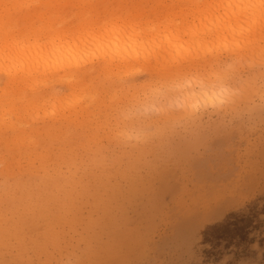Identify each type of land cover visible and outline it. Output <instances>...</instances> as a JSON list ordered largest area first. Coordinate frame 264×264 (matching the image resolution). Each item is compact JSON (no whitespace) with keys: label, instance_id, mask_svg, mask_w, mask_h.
Wrapping results in <instances>:
<instances>
[{"label":"rangeland","instance_id":"374dc122","mask_svg":"<svg viewBox=\"0 0 264 264\" xmlns=\"http://www.w3.org/2000/svg\"><path fill=\"white\" fill-rule=\"evenodd\" d=\"M192 1H190L189 4L183 2L184 4L182 3V5H183L182 6L179 3L177 4V1H172V0L171 1L170 0H128V1L127 0H0V18L7 19V21L10 23V25L7 26V28L9 30H16V31H18V30H22V31L23 30H32V28H40L41 26H43L45 24L50 25V23H52V21H54L53 23L55 25L54 24L53 25L55 27H58V28L63 27L65 29H67L66 27H68V29L69 28L71 29L74 25H76V24H78V22H80V19L84 20V21L82 20V22H80V23L87 24V23L91 22V19L93 22V20L97 19L99 17V15L103 16V14L106 13L105 15H107L108 17H106V18L102 17L103 20L102 21L98 20V21H100V22H98V24H97V20H95V23L93 22L94 24H97L96 26L99 27V26H101V24H102V26H104V22L106 23L108 21L109 17H110L109 22H111L112 20L115 21L114 17H116L115 14H117V12H118V15H121V13H122V16H119V17L120 18L124 17L123 19L127 20V21H128V17L131 16L129 19H132V16L134 15L133 13L137 12L138 15L137 14H135V15L138 16L139 19H138V17L135 18V19H137L138 22H136V20H134V22L139 24V22L142 21L143 25L146 24V28H147V23H149V25L155 24V23H152L153 20H154V22H157L158 24L161 21H162L161 23L166 24L165 22L167 21V19L170 21L171 18H172V20L175 19L177 21V23H178V18H179V22L181 21L180 19H182V21L180 22L181 24L185 23L184 21L188 20L187 23L191 24L190 27H194V26H197L199 24V21H198V19H195L196 20L195 21L193 18L188 16V14H190L189 11H191L192 8L197 6L196 5L197 3H194V2H198V1H196V0L194 2H192ZM89 4H90V6H89ZM206 4L207 3L205 1L200 0L198 7H201L203 9ZM201 5L202 6L204 5V6L202 7ZM179 7L183 10V13H185L184 11L187 12V13L183 14L184 16L179 13V10H181ZM186 7H188V8H186ZM153 8L157 9V11L154 10ZM151 10L153 12L156 11L155 12L156 16H154L155 18L152 17L154 15V13L151 14L152 13V12H150ZM92 11H94V13ZM141 11L142 12L145 11V13H141ZM158 11L160 12V15H159ZM89 12H91V13H89ZM119 12H120V14H119ZM166 12H168V13H166ZM175 12H176V14H175ZM108 13L110 14V16ZM178 13L181 17L178 16L176 18L175 15H178ZM49 14H51L52 16ZM72 14H73V16H72ZM88 14H91V16ZM96 14H99V15L97 16ZM129 14H131V15H129ZM139 14H140V16H139ZM142 14H144V16H143L144 20H146V17H147V19L149 21L146 20L145 21L146 23H143ZM146 14H147V16H146ZM48 15L51 18L52 17L53 18H52V21H49L51 19H47V22H46V18H50ZM135 15H134V17H135ZM149 15H152V16H149ZM186 15H187L188 19L183 20V18ZM85 16H87V17H85ZM88 16L92 17V18L89 19ZM94 16H97V18L94 19ZM173 16H175V17H173ZM100 17H99V19H100ZM140 17H142V18H140ZM160 17H161V19H160ZM187 17H185V18H187ZM56 18H58V19H56ZM12 20H13V22H12ZM157 23L155 24V26H152V27H156V25L158 26ZM132 24H133V20H132ZM164 24H162V25H164ZM150 27L151 26H149L148 28H150ZM258 28H260V29H258ZM261 28H262V30H261ZM251 29H252V32L255 30H257V31L255 32V34L251 35L253 37V40H252V37L249 36L250 41H248L247 50H241V52H240V48L233 49V50L230 48V50H232V51H225L224 49H221V50L219 49L220 52H217L218 53L217 56L219 58L218 57L197 58L196 61L194 60L195 62L194 61H192V63L188 62V63L184 64L185 67L182 65V67L180 68L181 69L180 71L182 72V74L179 76L180 77L182 76L184 78V79L182 78L181 81L184 82L185 77H188V80L190 79L189 80L190 83L186 80L187 83H189L188 86L194 85L193 87L190 86L191 89L189 87L190 92L191 91L197 92L199 90V87H197L199 85H197V84L192 85L191 79H197L198 78V79H201L203 81L204 79H208L212 75H216V74H217L216 76H219V78H221L222 80L221 81L219 80L220 82L216 81L217 85L214 87L216 88L219 84L221 85L222 82L224 81V83H223L224 86L222 84L220 87L225 88L229 91V97L226 100L227 102L226 101H219V102H215V103L199 104L197 110H195L196 112L194 111V116H193V114H190V113L188 114V112H186L184 110V108L181 106L180 101H183L181 99H182V97L185 98V96L183 94H181V91L179 88L174 87L177 84V81H180L179 80L180 77L177 78L178 80H176L175 77H172V76H175L174 74L172 75V72L177 71V70L173 71L175 69L174 67H172L173 69L169 68L168 70H163V71L159 72V69L157 67L156 68L152 67L151 69H149V68L141 67V66H143L141 64H139V66H138V64L137 65L135 64L134 69L137 70L138 72L134 71L131 74H128L127 76L126 75L122 76V77L120 76L121 79L118 78L119 79L118 83H117L118 80L114 79V80H117V81L113 80V82H115V84L117 83L114 86H112L113 84L110 85V83H113V82H110V83L105 82L103 80V77H102V81H101L100 76H99L100 82H98L99 80L97 78H95V77H98L96 75L93 76L94 78H92V77L83 78L82 77L83 80H85V81L82 80V82H86V81L88 82L90 80V78H92L91 79L92 82H91V80L89 82L92 85H94L96 83L95 86L91 87V85H88L87 83H85L84 84L85 87L87 84V87L90 86L91 88H94V89H91V91H93L92 93L94 94L96 92L97 94H94V95H96L95 97L96 98L100 97L97 101H101V100L105 101V104H104V102L101 101L102 107L100 106V102H98V103L96 102L97 105L99 106V107L96 106L97 107L96 110L93 109L94 113L97 112V110H98V112L94 114V116H96V117H94L96 120L93 118L92 111H89V110H92V107H91V109L89 108V110L88 109L87 110H88V115L90 116L89 119L93 118V120L86 121L87 120V118H86L87 114H85V113H87V111L81 112V110L82 111L86 110V108H87L86 105L84 106V108L86 107L85 109H82V107H81L79 110V112H81L82 114L77 112V111L74 112V110H69L71 112V114H70V112L68 113V110L65 112L63 111V113H65L66 116H70V121L72 120V122H73L75 119V123H77V125L79 123L81 128H79L77 126V129H76L77 132L79 130L84 131L86 129L83 132V134L87 135L88 137L91 134L95 133V136L97 138L96 137L93 138L94 136L92 137V135L90 136L91 138L94 139V140L90 139L91 141L92 140L94 141L92 143L90 140H89L90 142H88V140H87L88 137L86 139V136L81 135L82 131H81V133L79 132L80 133L79 135H81L83 139L81 137H79L77 135L78 133L76 132L77 133V134H75V135H77L76 137H79L77 139H80L82 142L85 143V145H84V143H82L79 140H78V142L74 143V141H76L77 139L74 136L75 137V140H74L73 139L74 137H72V136L74 135V131H75L74 127L76 128V126L73 127L72 125L74 124V122L73 123L70 122L68 120V118H67V121H69V123L65 122L63 120V118L62 119L58 118L55 121L51 120L52 123L50 122V119L48 120L46 117L44 118L45 121L43 118H42V120L36 119V117L39 118L38 116H41L43 114V113L40 114L42 110L43 111L47 110L45 113H49L48 111L52 110V108H50L51 103H49V101L52 102V99H55V100H53L55 102L57 98L59 99V97L64 98V96L65 97H66V95L68 96V94H69L68 90L69 89H68V87L66 88L67 85H63V84H60L58 82L56 85H54L55 83L50 80L49 85L47 84L46 87L40 88V89H42L41 91L40 90L37 91L39 93L41 92V94L36 93V95H38L37 97H36V95L33 97L31 94H29V92L27 95V92L23 91V94L25 95V96H23V100H24V98L28 97L29 95L32 96L31 99L29 96L28 100L26 99V102L31 101L32 99L36 100V98H39V96H42V92H44V91L46 92V90H48L47 93L49 92V95H51V96H48V97H50V98H48L44 92L45 95L43 94V96H45V98H43V96H42L39 98V100L37 99L36 102H35V100H33L36 104L39 103V105H41V108L43 107L45 109L48 106V104L50 106L47 107L45 110L43 108L42 109L40 108L41 109L40 110L37 107V110H39L38 111L39 113H37V114L35 111L27 112V114H30V115H31V113H33L34 118L29 117L28 115L25 114V118L27 120H25V121L22 120L23 123H26V121L29 122L32 119L33 120L35 119L37 121L39 120L38 123L35 120L34 121L32 120L31 123L29 122V124H27V126L30 125L29 129L38 130L37 128L43 127V129L47 128L48 130H50V132L52 131V134H54L53 132H55V133L57 132V134L59 135L60 130H56V129L60 128V125H64V123H62V122L64 121L65 124L71 123L70 127H72L73 129L68 127V128H70L68 130V128H67L68 125H65L66 127L62 126V128L65 127L63 129L64 130L66 129V130L64 132L62 131L63 133L60 132V133H62V135L61 134L60 135L63 136L64 138L66 136L69 137L72 135L71 137H72L73 141H71V142L68 141V139H70V138L65 139L66 140L65 141L63 139V137H61L59 135L60 138H62L63 140L60 139V141H58L59 139H55L54 143L55 142L58 143L59 147H61V149H63V150H61L62 152H60L62 154L59 153L60 157L67 156L69 153V155L71 156V158L73 160H75V162L77 160H79L77 163H75V165L77 164L76 165L77 168L75 169V171L78 170V172L81 174L83 171H85V170L81 171L82 167L83 168L85 167L84 169H87V167H88L87 172H88L89 168L91 167L90 169L92 171L89 170V172H91V173L95 172L94 169H98L96 171L97 173L99 172V170L104 171V172L108 170V172H109V170L112 167H114L115 169H116V167L122 168L121 166L127 167V166H125L126 164H130L131 166L128 165V167H132L133 164H135L136 166L134 165V167L136 169L134 170L132 167V169L134 171L132 170V172H131V173L134 172L135 175L131 174L132 176L130 175V172L128 173V171H131V170H129L130 168L127 167L128 168L127 170H124L123 168L118 169L119 172H121L122 174H126V172H127L128 175L126 174V175H123L122 177L126 176V179L127 178L130 179L131 177L134 176L133 180H135L136 182H138V180H139L140 184L145 182V185H148V184L151 185L152 184L153 186H151L152 187L151 189H144V191L140 190L141 192L134 193L131 195L128 193V189L125 187L126 184L128 183V181L122 179L121 176H120L121 178L119 179V174H121V173H118V170H116L117 172H115V174L113 173V171L110 170L111 174L113 173L112 175H115V176H109L108 179H105V176L102 175L103 172L100 171L102 173L101 178L104 177L103 180L107 181L110 179V177L112 179H114V180L111 179V181H112L111 183H108V182H110V180L106 183L109 185L111 184V186H112V183H114V185L118 189V190L116 189L117 191H119V189L121 188L119 193H117L115 188H109L108 187V189L114 190V193L112 190V194H111V190L109 192V190L106 187H104V189H106V193H105V190H102L103 188L102 189L100 188L101 186H99L100 190H99V188L94 189L96 187L95 186V187H92L93 190H96V192H97V189H98V191H101V192H97V193L94 192L93 193L92 188L91 189L89 188L90 189L89 191L85 190V189L82 191L80 190L78 195L74 196L75 195L74 193H76L77 189L79 191V189L83 188L81 186L83 183L80 181H82L83 179H84L83 182L85 180L88 181V179L91 181L93 176L91 177V174H90V175H88V177H90V178L86 179L85 177H87V176H83L85 174H82L81 176H83L82 177L83 179L79 178V180H78L77 177L80 174L79 173L76 174V172L74 171L75 167L73 168L72 164L70 165L71 166V172H68V171H66L65 173H64V171L60 172L59 170H61L63 168L65 170H68L70 168V166L68 167V169H66L65 166L63 167V165H65V163H64L65 161L63 162L60 159H58L56 156H53L54 153L57 155L58 152L60 151V149L56 143L55 144L57 145V147L55 145V148H53L54 145H52V143H53L52 140L50 142L47 141L48 142L47 150L49 149V151L46 152V156L48 154V156L50 155L53 158L56 157L59 161L56 158H54V162H53L54 164L50 163V164H48V166L47 165H45V166L41 165L40 166L41 163H39L37 161L34 162L33 161V159H34L33 155H31V158H30L31 161H30V159L27 156L22 155L23 157L21 156V159H20V157H18V156L15 157L16 154L10 153L11 154L10 155L5 150L1 149L2 151L0 150V156L2 155L1 157H3V158L0 157V175L2 174V176H0V181L2 180L1 183L3 182L4 187L0 186V189L3 187L0 190V194H3V195H1L2 199L0 198V202H1L0 203V209L3 211V212L2 211L1 212L4 213V216L2 217V214L0 216L2 218H4V217H6V214L8 217L9 215L14 216L16 213V216H14V218L17 217L18 215H21V214L25 217V215H24L25 213L23 214V213L19 212L20 210L23 211V209H25V207H21L22 209L20 207L18 209V207L14 206V205L13 206L16 209H13L12 208L13 206L10 208H9V206L7 207L8 203L5 202L6 198H8L9 196H12V195L13 196L15 195V197L16 196L19 197L20 201L22 200L21 197L23 198L24 195L28 196L27 199H26L27 196H25V199L23 198L24 201L25 200L29 201L30 194L31 195L33 194L32 197H33L34 201H35V197H37L39 195V197L42 196V198L41 197L39 198L40 200L42 199V200H45L47 202L44 203L45 207L44 206L41 207L42 205L38 206L39 209L42 208V213H44L45 215L42 214L39 210H35V205H34V207H33V205L29 206V208L27 207L28 211L25 209V212H28V214H29V219L27 218L28 217L27 213H26L27 215L25 218H27L29 220V222H27L28 220H26L24 217L18 216L19 222L15 218V220L17 221V224H16V221L12 220V218H11L12 216L10 217L11 219L8 217V219H10V221L9 220H7V221L9 223L12 222L10 224H14L13 222H15L14 227H16V226L21 227L22 230L20 228H18L20 230L13 229L9 223H6L7 226L1 227V226H3V223H1L0 232H1V230L2 231L4 230V231L0 233V237L4 236L2 234V233H4L6 238H4V237L0 238V243H3V241L5 240V242L2 245L0 244V264H264V150H263L264 149V20H260V21L252 23ZM256 34L261 35V36L258 35V37H261V38H257ZM254 35H256V36H254ZM262 36H263V38H262ZM13 40H16V39L14 38V36L10 35V41H13ZM229 56H231V57H229ZM215 61H216V63H215ZM217 61L220 62L221 64L217 63ZM198 62H200V64ZM194 63H196V64H194ZM207 64H209V65H207ZM203 66H205V67H203ZM189 68H190V70H189ZM156 69H158V70H156ZM149 72H150V74H149ZM163 75H164V77H163ZM167 75L172 80L168 79ZM165 76H167V78ZM86 78H88V80H86ZM173 78L175 79L176 82L174 81ZM165 79L168 80V81L166 80L167 83L165 82ZM120 80H122L121 84H120ZM162 81H164V82H162ZM171 81H174V83L172 84ZM181 81H180V83H182ZM3 82H4V77L3 76L1 77V74H0V89L3 88V84H4ZM51 82H52V85L54 86V89L52 88L53 86L51 85ZM159 82H162V84ZM107 83H109V87H112V88L114 87V89H116L115 87L117 86V90H114L115 91L114 92L112 90V88L109 89L108 87H105L104 85H107ZM145 83H146V85H144ZM163 83H164V85H163ZM165 83H166V85L168 83L169 84L171 83L170 87L176 88V89H174V92L176 95H174V93L172 91L171 92L169 91V88H170L169 84L167 85L169 87L166 90L167 92L165 90H161L162 92L159 91L160 93H163V94L166 92L165 93L166 95L164 94L162 96V94L157 92L158 89L165 88V86H166ZM214 83H215V81H214ZM123 84H124V86L122 87ZM147 84H149V85H147ZM159 84H161V86L163 85V87H161ZM178 84H179V82H178ZM96 85H98V87ZM99 85H100V87H99ZM172 85H174V86H172ZM212 85H215V84H212ZM49 86H50V88H49ZM96 87L98 89H100L101 87H103L102 89H104V87H105V89H106V90L104 89L105 93H106L107 88H108L107 92L109 93V95L111 92V96L112 95L113 96L112 97L110 96V97H111V99L114 97V99H112V100L109 99L110 97L109 98L107 97L109 95H106L108 93L104 94V92L101 93L102 95L98 96V94H99L98 91H102V89L98 90ZM147 87H149V88H147ZM150 87L153 89H150ZM144 88L147 90V92ZM43 89H45V90L43 91ZM177 89H178V92L180 91L179 93L176 92ZM50 91H52V94H54L53 91H55V93L57 92V94H55V95L58 97L52 96ZM119 92H120V94H119ZM113 93H115V94H113ZM167 93H173L170 96L171 102H169L170 100L166 101V99L169 98L168 97L169 95L167 96ZM158 94H160V95H158ZM105 95H106V98L102 97ZM144 95L147 97H145ZM173 95L176 96V98L178 96V99H174V97H172ZM164 96H167L166 99H163V98H165ZM115 98H117V99H115ZM134 98H135V100H134ZM40 99L41 100L44 99V104H45V102H47L45 100H48V99H50V100H48V102H47L48 104L46 103L47 105L45 107V105L42 103L43 100L41 102H39ZM152 100H154V101H152ZM175 100H177L176 104H174L175 106L172 105V107L170 108V105H171L170 103H173ZM219 100H221V98ZM37 101H38V103H37ZM150 102H152V103H150ZM131 103H132V105H131ZM56 104H57V107H59V108L62 107V103L59 102ZM103 104H104V106H103ZM110 104H111V106H110ZM42 105H44V106H42ZM94 105H96V104L94 103L92 106H94ZM105 105H106V107H105ZM148 106H151V107H148ZM100 107L103 110L101 109V111H100ZM103 107H105V108H103ZM113 107H116V108L113 109ZM34 109H32V110H34ZM127 109H128V111H127ZM32 110L30 109L29 111H32ZM165 110H168V111H165ZM105 112H106V114H105ZM19 113L17 114V116H19L20 119L18 117H16V119L17 120L19 119V121H20L21 120V114H19ZM119 113H120V115H119ZM124 113H127L128 115L124 114ZM172 113H174V114H172ZM191 113H193V112H191ZM44 114H43V116H44ZM67 114H70V115H67ZM74 114H76V115H74ZM110 114H112L113 116L112 115L110 116ZM186 114H188L189 116L188 115L184 116ZM125 115H127L129 118H127V116H125ZM77 116H78V121H76ZM89 116H87V117H89ZM176 116L178 118H176ZM28 117H29V120H28ZM179 117H180V120H179ZM186 117H188V119ZM14 118H13V122H18L17 120L15 121ZM30 118H31V120H30ZM137 119L138 120L141 119V120L138 121ZM102 120L104 121V123ZM115 120L119 123L120 126L117 125L118 123H116ZM162 120H164L163 121L164 125H163V123L161 124ZM89 121L91 123H89ZM95 121L96 122L100 121L103 123V125H100L101 124L100 122L98 124L97 123L95 124ZM131 121H133L134 123H132ZM136 121H137V123H136ZM146 121L148 124L146 123ZM49 122L51 123V126H55V124H58V123L59 124H58V126L57 125L55 126L57 128L54 127L53 129L52 128L50 129V127H49L50 123ZM54 122H55V124H53ZM85 122H88L89 124L88 123L86 124ZM157 122H158V125L156 124ZM168 123H169V125H168ZM84 124H86V126L88 125L87 128L82 127V125H84ZM129 124L130 125L132 124L133 127H130ZM144 124H146V126H145L146 128L144 127ZM165 124H166V126H165ZM44 125H45V127H44ZM89 125H91L92 128ZM32 126L33 127L35 126L36 129H35V127L33 128ZM99 126L101 129L99 128ZM101 126H103V127H101ZM41 128H39L38 131H42L43 129H41ZM88 128L93 129V130L96 129L95 130L96 132L95 131L93 132V130L87 131ZM63 129H61V130H63ZM97 129H99V130H97ZM71 130H74V131L72 132ZM65 132H66V135L64 134ZM67 132L69 133V135H67ZM88 134H90V135H88ZM211 139H213V140H211ZM215 139H216L217 144L214 141ZM224 139H227V140H225L226 142L225 141L222 142V140H224ZM218 140H219V144H218ZM95 141H96V143H95ZM65 142L68 143V145L65 144ZM79 142L81 143L80 145L78 144ZM211 142H212V144H211ZM69 144H70V146H69ZM60 145H65L66 146L65 148L67 149L68 153L66 152V154H65L64 147L60 146ZM49 146H51V148ZM101 146H102V148H104V150L103 149L100 150ZM106 146H108V147H106ZM211 146L213 148H210ZM105 147H106V149H105ZM52 148L55 150L57 149V151H56L57 153L54 150L52 151ZM87 148H89V149H87ZM212 149H216L218 153L216 152V150H214V152L216 154H212L213 153V152L211 153V151H213ZM42 150L43 149H41V148H33L32 149V151L37 152L38 154L44 152ZM70 150H72L73 152L71 151L72 153H70ZM99 150L102 152L99 153ZM30 151L31 150H29V153H30ZM39 151H42V152L39 153ZM48 152H50L52 154H49ZM171 153L172 154L174 153V154L172 155ZM188 153H189V155H188ZM210 153L214 156H217L220 153L219 155L223 154L224 156L225 155L226 156H232L235 158L241 157L242 158V159L240 158L241 166H243V168H249L250 167L248 169V171L250 172V174L253 173V175L251 174L252 176H250L251 179L246 178V180H248L246 187L241 188L239 190H230V191L229 190H221V189H217V191L216 190H214V191L213 190H202V188L199 186L194 187V181H193V176H192L191 172L196 171V170L192 166H195L198 163V165H200V166H198V165L197 166L199 168H201V165L205 164L204 162L207 161V159H208L207 156L210 155ZM81 154H83V155L81 156ZM98 154H102V156L99 155V159L103 160L102 162H101V160H97V158L95 157V156L98 157ZM106 154H107V157H106ZM114 154H115L116 158L114 157ZM156 155H157V157H156ZM158 155H159V157H158ZM50 156L48 158H46V161H47V159L50 160L49 159ZM68 156L65 157L66 158L65 160L69 161L70 158L68 159ZM11 157H12V159H11ZM85 157H86V159H85ZM154 157H155V159H153ZM17 158H18V160L20 159V161H21V162L19 161L20 164H18L19 162L13 164L14 162L17 161ZM53 158L51 159V162H52ZM76 158H77V160H76ZM94 158H96V159H94ZM112 158H113V160H112ZM130 158H132V159H130ZM185 158H186V160H182ZM204 158H206V160ZM72 159H70V161ZM108 159H110V160L108 161ZM115 159H116V161H118L117 164H115L116 163V161H114ZM202 159H204L203 160L204 162L202 161ZM28 160H29V162H28ZM62 160H64V158H62ZM92 160L95 161V162L93 161L94 164H92L93 163V162H91ZM84 161L86 162V164ZM107 161L109 162V164ZM30 162H33L35 165L29 164ZM58 162H60L59 163L60 165L63 163L61 168L59 166L56 167V165H57L56 163H58ZM1 163H3V164H1ZM10 163H11V165L12 164L14 165V167H13L14 169L10 168L13 166V165L10 166ZM44 163L47 164L46 162H43V164ZM68 163L66 164V166L69 165ZM100 163H101V168H100ZM176 164H177V168H178L177 170L175 167ZM20 165H21V167H20ZM30 165H32V166L37 165L34 168H32V166L30 168V169H35L36 172L34 170H33L34 172L33 171L30 172L29 168L27 167ZM98 165H99V167H98ZM188 165H189V167H188ZM5 166H6V168H8V166H10L8 168V170L10 171V175H8L9 173L7 174V171H8L7 169H6L7 171L4 170ZM42 166H44L45 168H42ZM49 166H50V168H48ZM51 166H53V168L54 167L57 168L56 170L58 172H55L56 171L55 168H54L55 171H51L50 170ZM93 166H94V168H93ZM180 166H182V169H179V168H181ZM197 166H196V168H197ZM26 167L28 169H24ZM149 167H152V169H151L152 173H151ZM191 167H192V169H191ZM19 168H21V169H19ZM46 168L49 170H47ZM114 168H112V169H114ZM199 168H197V170ZM37 169H38V171H37ZM44 169H46L48 172L50 171L52 174H50V172L49 173L47 172V174H46L44 172ZM169 169H171V170H169ZM12 170H13V172L11 173ZM161 170L163 171V173L165 172V170L167 172H169V173L165 172L168 176L166 177V179L164 181V183L166 184L165 185L166 187L164 186V188H161L158 186V183H159L158 180L150 179L151 178L150 173L152 175H154L153 172L161 173L162 172ZM178 170L181 171V174L180 173L177 174L178 172H180ZM4 171L6 172V175H5V173H1ZM24 171H25V173L27 172L26 175H25ZM72 171H74V173H72ZM53 172H55V173H53ZM87 172H85V173H87ZM110 172H109V175H110ZM182 172L184 173V176H182L183 175ZM22 173L25 176L30 175L29 178L30 177L32 178V175H33L34 179L36 180L35 185L33 183L34 182L33 178L32 179L30 178L32 183L29 184L28 177H25ZM31 173L38 174V176H36L34 174L31 175ZM42 173L43 174L45 173L44 175H46V177H48L49 175H51V176H49V179L48 178L46 179V177L44 179V177H43L44 175L41 178L40 174H42ZM56 173L57 174L60 173L61 176L64 174H67L68 176H70L71 173L73 175L76 174L77 177H75V175H74L73 176L74 178H72L71 176L69 178H67L68 176L66 177L64 175L66 178L63 181H65V183L70 184V186H71L72 181H74L73 179H75V181L77 179L79 184L81 183L80 184L81 187H78L79 184L74 181L73 183L76 184V186L78 185L77 189L75 188L76 186H74V185H73V187L72 186L71 187H68V186L65 187L66 185L65 186L63 185V187H58L57 190H56V188H54V189L56 191H58L59 188H62V189L68 188V190L66 191L64 189L66 191V192H64L61 189V191H60L61 194L57 193L53 188L50 189L49 187L46 186V183L48 181L57 180L56 177H59V175H57ZM97 173L94 174L95 178H97ZM116 173H118V175H116ZM165 173H164V175H166ZM14 174L17 176H15ZM20 174H22L21 175L22 178H21ZM104 174H106V173H104ZM11 175L15 176V177L14 178L12 177V179H11L10 178ZM55 175H57V176L53 177ZM129 175H130V177H127ZM177 175L182 176L183 178L178 177ZM3 176H4V179L2 178ZM81 176H79V177H81ZM107 176L108 175L106 174V177ZM135 176L137 178L139 177L138 180H137V178H135ZM39 177L41 180H38ZM51 177H53V179H50ZM113 177H115L116 179ZM206 177L207 176H205L204 178L199 177L198 181H200L199 179H201V181H202L203 179H206ZM8 178H9V183L11 182L10 183L12 185L11 187H10L8 181H6V180H8ZM70 178L72 181L70 180ZM95 178H94V181L96 180ZM21 179L23 181H20ZM25 179H27L25 181L26 184H24ZM66 179H68V180H66ZM148 179H150L151 181L148 182ZM183 179H184V181H183ZM37 180H38L39 184H38ZM5 181L7 184L5 183ZM17 181L19 182V185L17 184L18 183ZM40 181H42V182H40ZM66 181H68V182H66ZM94 181H93V184L91 181L90 185L93 186L95 184ZM12 182L14 185L19 186L20 188L23 186L22 189H25V187H26L27 188L26 190H22V192L26 191V194L25 193L22 194L23 196L21 195V197H20V194H21L20 191H17L16 193L19 192V194H16L15 191H13V189L16 190V187L12 184ZM124 182H125V184H124ZM147 182H148V184H146ZM139 183H138V186H139ZM3 184H1V185H3ZM20 184H22V185H20ZM32 184L34 186V187H32V189L34 190V188H35L34 191L32 189H30ZM117 184L119 185V187H117L118 186ZM121 184L123 185V188H122ZM87 185H89V181L87 182ZM145 185L143 184V186H145ZM29 186H30V188H29ZM41 186H45V187L41 188ZM83 186H85V185H83ZM89 187H91V186H89ZM10 188L12 189V192L9 191ZM69 188H72L73 190L76 189V190H74V192L72 190L69 191ZM149 188H150V186H149ZM28 189L32 190V192L31 191L29 192ZM38 189L40 192L38 191ZM50 190H51L52 194L54 191L56 192V193L54 192V194H55V195L53 194L54 196L51 194ZM5 191L9 192V193H7L8 195L10 193H11V195L8 196L5 193ZM62 191L64 193L68 192V194H65V197H67V198L70 197L71 195H72V197L73 196L76 197L75 198L76 201H74L72 203L73 206H74V203H76L74 207L71 206V204H68V206H67V203H70V200L73 201V198L72 197L69 199L66 198L67 199L66 200L65 197L63 198L64 193L62 195ZM102 191H104V192H102ZM115 191H116V193H115ZM121 191L124 194L121 193ZM33 192H35V194H36V192H39L41 195L39 193H38V195H35ZM43 192H45L48 195V197ZM70 192H72V194ZM49 194H51L52 196ZM56 194L60 195V197L62 196V198L59 199L60 197L58 195H57L58 197H56ZM4 195H7L8 197L5 196V199H3ZM49 196L51 198H49ZM85 196L86 197L88 196V197L86 198ZM32 197H30V199ZM52 197L53 198L55 197V198L53 199ZM90 197H92V198H90ZM103 197L104 198H110V201L107 199L105 200ZM9 198H13V197H9ZM47 198H48V200H46ZM111 198H113V199H111ZM33 199H31V200H33ZM57 199H59V200L56 203H51ZM99 199H101V201H99V202L104 204L105 208H104V206H101L102 205L101 203H100V205H99V203H97V201ZM114 199L118 200V201H115ZM2 200L7 204V205H5V203L3 202L4 203V209H2L3 208L2 207V205H3ZM16 200L19 201L18 198ZM23 200L21 202H23ZM36 200H38V198ZM49 200H51V202H49ZM61 200L62 201L64 200L63 203L66 204V206H64L63 203H60V202H62ZM103 200L106 203H104ZM111 200H113V201L111 202ZM35 202H34V204H36ZM48 202L52 204L51 205L52 209L51 208L49 209L48 205H50V204H48ZM58 202L60 204H63V205L59 206V204H57ZM115 202H116L117 207H114ZM117 202H119V205L117 204ZM107 203L109 206L105 205ZM110 203H112L113 206H111ZM53 204H55L54 205L55 207H56V204L59 207L57 206L55 208L53 206ZM47 206H48V209H46ZM31 207H33V208H31ZM38 207H36V209H38ZM6 208H7V210H6ZM30 208L35 210V211H32V213H33V215H35V217L31 215ZM43 208H45V209L43 210ZM4 210H6V211L4 212ZM8 210H10V212L12 210L13 211L19 210V211L14 212L13 214L12 213L9 214L10 212L6 213ZM37 211L40 213H38ZM40 214H42V216H40ZM48 214H49V216H48ZM30 215H31V218H30ZM36 216H40V219L38 220V218ZM51 217H53V219ZM21 218H22L23 222L20 224V221H22ZM33 219H34V221H36V223H31V221ZM48 219H50V220H48ZM55 219H56V221H55ZM37 220H38V222H37ZM3 221H5V220H3ZM24 224H26V225L23 226ZM4 225H5V223H4ZM8 226H10V227L8 228ZM6 230H7V232L11 231V234L7 233ZM13 230H16V232ZM19 231H20V233L22 232L21 235H24V236L20 237L22 240L19 237H18L19 240L17 239V235L21 236L20 233H18ZM14 236H15V238H14ZM24 243L27 244L28 246L25 245ZM25 247H27V248H25Z\"/></svg>","mask_w":264,"mask_h":264},{"label":"bare ground","instance_id":"6f19581e","mask_svg":"<svg viewBox=\"0 0 264 264\" xmlns=\"http://www.w3.org/2000/svg\"><path fill=\"white\" fill-rule=\"evenodd\" d=\"M128 1V0H127ZM171 1V0H170ZM172 1H177V4L179 3V4H181L182 5V3L184 2V3H188L189 4V2L190 1H192V0H172ZM195 0H193L192 2H194ZM196 1H198L199 3H200V0H196ZM201 1H205L207 4L205 5V7L202 9L201 7H198V2H194V3H197L196 5L197 6H195L194 8H192V10L191 11H189L190 12V14H188V16H190L191 18H193L194 20L195 19H198V21H199V24L197 25V26H194V27H190V25L191 24H188L187 23V19H188V17H187V15L185 16V17H187V18H183V20H187V21H184L185 23H180L181 21H182V19H180L181 21L179 22V18H178V23H177V21L174 19V20H172V18L170 19V21L167 19V21L165 22L166 24H164V23H157V22H154V20H153V22L152 23H157L158 24V26L156 25V27H152V26H155V24L153 25H149V23H147V28H146V24H142V21H140L139 22V24H137V23H135L134 22V20H136V22H138L137 21V19H135V18H137L138 16H136L135 14H137V12L136 13H133L134 15H135V17H134V15L132 16V19H129L130 17H128V21L127 20H124L123 18H120L119 16H122V13H121V15H118V12H117V14H115L116 15V17H114V19H115V21H113L112 19V21L111 22H109V19H110V17L108 18V21L105 23L104 21V26H102V24H101V26H96L97 24H98V22H100V21H98V20H103L102 19V17H108L107 15H105L106 13H104L103 14V16H101V15H99V14H96L97 16L99 15V17H100V19H99V17L97 18V16H94V19L95 18H97V19H95V20H97V24H94L95 23V20H93V22H92V19H91V22H89V23H87V24H83V23H80V22H82V20L80 19V22H78V24H76V25H74L71 29L69 28L68 29V27H66L67 29H65V28H63V27H55L54 25V21H52V18L49 16V15H51V14H49L48 16L50 17V18H46V22H47V19H51V20H49V21H52V23H50V25H43V26H41L40 28H32V30H18V31H16V30H9L8 28H7V26L8 25H10V23L7 21V19H2V18H0V74H1V77L3 76L4 77V84H3V88H1L0 89V150L2 149V150H5L7 153H12V154H16V156L15 157H20V159H21V156L22 155H24V156H27L29 159L31 158V155H33V157H34V159H33V161L35 162V161H37V162H39V163H41L40 164V166L41 165H47L48 166V164H54L53 162H54V158H58V159H60L61 161H65L64 163H65V165H63V163L60 165L59 163L60 162H58V163H56L57 165H56V167L57 166H59L60 168L62 167V165H63V167L65 166V168L66 169H68V167L72 164V166H73V168H74V171H75V169L77 168V164L75 165V163H77L79 160H77V158L79 157H77L76 158V162H75V160H73L72 158H71V156L69 155V153L67 152V149L65 148L66 146L65 145H60V146H63L64 147V151H65V154H66V152L68 153V155L70 156H68V159L70 158V159H72L71 161H70V159H69V161L68 160H65L66 158L65 157H67V156H63V157H60L59 155L60 154H62V153H60V152H62L61 150H63V149H61V147H59V145H58V143H56L57 145H58V147H59V149H60V151L58 152V154L56 155L55 153L53 154V156H56V157H52V156H50V160H48L47 159V161H46V158H48L49 156H48V154H47V156H46V152L47 151H49V149L47 150V146H48V142H50L51 140L53 141V143H52V145H54L53 146V148H55V143H54V140L55 139H59L58 141H60V139L61 140H65V139H68V138H70V139H68V141H73L72 140V137H76L77 135L79 136V137H81L82 138V136L81 135H83V136H86V139H87V135H84L83 134V132L86 130H84L83 128V130L84 131H82V133H81V131L79 130L78 132L76 131V129H77V126L79 127V128H81L80 127V125H79V123H78V125H77V123H75V119H74V124L72 125L73 127L74 126H76V128L74 127V130H71L72 132L74 131V135L71 137V136H69V137H63V136H61L62 135V133L66 130H64L63 128H65L66 126L65 125H68L67 126V128L68 127H70V125H71V123L70 124H65V122H68L69 123V121H70V116H66L65 115V113H63V111L65 112V111H67L68 110V113L70 112L69 110H74V112H79V110H80V108L82 107V109H85L86 107V110H81V112H84V111H87V113H85V114H87L86 115V118H87V120L86 121H88V120H93V118L94 117H96V116H94V114L95 113H97L98 112V110H97V112H93V109H97V107L96 106H98L97 105V103L98 102H100V106L102 105L101 103L102 102H104V104H105V101H103V100H101V101H97L100 97H98V98H96L95 96L96 95H94V94H97L95 91L98 89L97 87H98V85H96L97 87V89L94 91L95 93L93 94L92 92L93 91H91V89H94V88H91V87H94L95 86V84L94 85H92L89 81L92 79V78H94L93 76L94 75H96V76H98V77H95V78H97L99 81L98 82H100V79H101V81H102V77H103V80L105 81V82H113V80L114 79H117V80H114V81H117V83L119 82V79L118 78H120V76L122 77V76H127L128 74H131L132 72H134V71H137V70H135L134 68H135V64L137 65L138 64V66H139V64H141V65H143V66H141V67H145V68H149V69H151L152 67H157L158 69H159V72L160 71H163V70H168L169 68H172V67H174L175 69L173 70V71H175V70H177L176 72H172V75L174 74L175 76H172V77H175V79L176 80H178L177 78L178 77H180L179 75H181L182 74V72L180 71L181 69V67H182V65L184 66V64H186V63H188V62H191L192 63V61H196V59L197 58H201V57H203V58H208V57H218L217 56V52H220V50L221 49H224L225 51H232L233 49H237V48H240V52H241V50H247V46H248V41H250V37H252L251 35L252 34H255V32L257 31V30H255V31H253L252 32V29H251V25H252V23H254V22H257V21H260V20H264V0H201ZM60 2V1H59ZM65 2V1H64ZM175 3V2H174ZM183 3V4H184ZM101 4V3H100ZM176 4V3H175ZM187 4V5H188ZM58 5V4H57ZM60 5V4H59ZM66 5V4H65ZM186 5V6H187ZM195 5V4H194ZM89 6H90V4H89ZM96 6V5H95ZM183 6V5H182ZM202 6V5H201ZM204 6V5H203ZM202 6V7H203ZM83 7V6H82ZM163 7V6H162ZM57 8V7H56ZM86 8V7H85ZM93 8V7H92ZM130 8V7H129ZM158 8V7H157ZM180 8V7H179ZM186 8H188V7H186ZM5 9V8H4ZM64 9V8H63ZM94 9V8H93ZM101 9V8H100ZM139 9V8H138ZM154 9V8H153ZM152 9V10H153ZM181 9V8H180ZM184 9V8H183ZM66 10V9H65ZM69 10V9H68ZM74 10V9H73ZM83 10V9H82ZM98 10V9H97ZM130 10V9H129ZM137 10V9H136ZM150 11V12H152L151 14H153L154 13V15L152 16V15H149V16H152V17H154V16H156L155 15V12L157 11V9H154V10H156L155 12H153V11ZM186 10V9H185ZM12 11V10H11ZM122 11V10H121ZM132 11V10H131ZM160 11V10H159ZM158 11V12H159ZM176 11V10H175ZM93 13H94V11H92ZM163 12V11H162ZM169 12V11H168ZM168 12H166V13H168ZM178 12V11H177ZM185 13H187L186 11H184ZM188 12V13H189ZM89 13H91V12H89ZM112 13V12H111ZM132 13V12H131ZM141 13H145V11L144 12H142L141 11ZM140 13V14H141ZM170 13V12H169ZM179 13L181 14V15H183V14H185V13H183V10L181 9V10H179ZM179 13H178V15H175L176 16V18L179 16V17H181L180 15H179ZM109 14V13H108ZM119 14H120V12H119ZM140 14H139V16H140ZM165 14V13H164ZM175 14H176V12H175ZM84 15V14H83ZM88 15H90L91 16V14H88ZM95 15V14H94ZM129 15H131V14H129ZM138 15V14H137ZM159 15H160V12H159ZM168 15V14H167ZM52 16V15H51ZM72 16H73V14H72ZM109 16H110V14H109ZM124 16V15H123ZM144 16V14H142V17ZM146 16H147V14H146ZM145 16V17H146ZM158 16V15H157ZM162 16V15H161ZM169 16V15H168ZM175 16H173V17H175ZM184 16V15H183ZM83 17V16H82ZM85 17H87V16H85ZM113 17V16H112ZM142 17H140V18H142ZM163 17V16H162ZM44 18V17H43ZM88 18L90 19V18H92V17H89L88 16ZM134 18V19H133ZM155 18V17H154ZM56 19H58V18H56ZM88 19V20H89ZM138 19H139V17H138ZM150 19V18H149ZM153 19V18H152ZM160 19H161V17H160ZM166 19V18H165ZM45 20V19H44ZM54 20V19H53ZM107 20V19H106ZM131 20V21H130ZM132 20H133V24H132ZM141 20V19H140ZM146 20H148L147 19V17H146ZM146 20H144V17H143V23H146L145 21ZM84 21V20H83ZM149 21V20H148ZM158 21V20H157ZM160 21V20H159ZM196 21V20H195ZM12 22H13V20H12ZM131 22V23H130ZM151 23V22H150ZM52 24V25H51ZM54 24V25H53ZM162 24H164V25H162ZM60 25V24H59ZM71 25V24H70ZM100 25V24H99ZM151 26L150 28H148L149 26ZM163 26V27H162ZM65 27V26H64ZM258 29H260V28H258ZM261 30H262V28H261ZM261 32V31H260ZM262 33V32H261ZM260 34V33H259ZM259 34H256L257 35V38H261V37H258V35ZM10 35H12V36H14V38L16 39V40H13V41H10ZM256 35H254V36H256ZM250 36V37H249ZM259 36H261V35H259ZM262 38H263V36H262ZM252 40H253V37H252ZM230 48L232 49V50H230ZM245 48V49H244ZM220 49V50H219ZM236 52V51H235ZM229 54V53H228ZM216 55V56H215ZM229 57H231V56H229ZM219 58V57H218ZM217 60V59H216ZM194 61V62H195ZM200 61V60H199ZM219 61V60H218ZM217 61V63H220V62H218ZM226 61V60H225ZM237 61V60H236ZM239 61V60H238ZM213 62V61H212ZM197 63V62H196ZM196 63H194V64H196ZM199 64H200V62H198ZM215 63H216V61H215ZM210 64V63H209ZM209 64H207V65H209ZM213 64V63H212ZM221 64V63H220ZM206 65V64H205ZM211 65V64H210ZM196 66V65H195ZM218 66V65H217ZM216 66V67H217ZM222 66V65H221ZM140 67V68H141ZM185 67V66H184ZM199 67V66H198ZM203 67H205V66H203ZM211 67V66H210ZM139 68V69H140ZM197 68V67H196ZM137 69V68H136ZM158 69H156V70H158ZM173 69V68H172ZM171 69V70H172ZM188 69V68H187ZM141 70V69H140ZM154 70V69H153ZM152 70V71H153ZM170 70V71H171ZM189 70H190V68H189ZM169 71V72H170ZM185 71V70H184ZM138 72V71H137ZM151 72V71H150ZM150 72H149V74H150ZM166 72V71H165ZM152 73V72H151ZM162 73V72H161ZM171 73V72H170ZM178 75H176V74ZM180 73V74H179ZM184 73V72H183ZM164 74V73H163ZM186 74V73H185ZM133 75V74H132ZM159 75V74H158ZM170 75V74H169ZM217 75V74H216ZM216 75H212L210 78H208V79H204L203 81L201 80V79H191V82H192V85L193 84H197V85H199V86H197V87H199V90L197 91V92H190V89H191V87H193V86H188V84L190 83L189 82V80H188V77H185V81L184 82H182L181 80H182V76L179 78V80L182 82V83H180V81H177V84L174 86V85H172V86H174V87H177V88H179L180 89V91H181V94H183L184 96H185V98H183L182 97V99L181 100H183V101H180V103H181V106L184 108V110L186 111V112H188V114L190 113V114H193V116H194V111L195 110H197V108H198V106H199V104H203V103H209L208 102V98L211 96V97H213L214 99H217L218 98V102L219 101H226L227 100V98L229 97V91L227 90V89H225V88H221L220 86L224 83V81L222 82V84L220 85L219 83V87L217 88H215L214 86H216L217 85V83H216V81H221L222 79L221 78H219V76H216ZM99 76H100V79H99ZM130 76V75H129ZM168 76V75H167ZM167 76H165L166 78H167ZM177 76V77H176ZM222 76V75H221ZM85 78V77H92V78H90V80L87 82H82V80H83V78ZM163 77H164V75H163ZM82 78V79H81ZM88 78H86V80H88ZM161 78V77H160ZM187 78V79H186ZM121 79V78H120ZM123 79V78H122ZM153 79V78H152ZM168 79H171V78H169V76H168ZM174 79V78H173ZM175 79H174V81H175ZM184 79V78H183ZM224 79V78H223ZM50 80L51 81H53L55 84L54 85H56L57 84V82L58 83H60V84H63V85H67L66 86V88L68 87V96L66 95V97L64 96V98H60L59 97V99L57 100L56 99V101L54 102L53 100H55V99H52V102L51 101H49V103H51V106L47 103L48 102V100H50V99H48V100H45V101H47V102H45V104H44V99H42L43 100V104L45 105V107H46V105L48 104V106L47 107H49L50 106V108H52V110L50 111H48L49 113H45L47 110H45L43 107V109L45 110V111H41V113L40 114H44V116H43V114L41 115V116H38L39 118H37L36 117V119H40V120H42V118L44 119L45 117L49 120L50 119V122H51V120L52 121H55V120H57L58 118H63V120L65 121H61L62 123H64V125H60V128H58V129H56V130H60V132H62V133H60L59 132V135L61 136V137H63V139L62 138H60V136L57 134V132L55 133V132H53L54 134H52V131L50 132V130H48L47 128H44L43 129V127L41 128V127H39V128H41V129H43L42 131H38L39 130V128H37L38 130H32V129H29V126H27V124H29V122L31 123V121L33 120H31V118H30V120L31 121H26V123H23V121L22 120H27L26 118H25V114L26 115H28L29 117H32V118H34V116H33V113H31V115L30 114H27V112H33V111H35L36 112V114L37 113H39L38 111L39 110H37V107H38V109H40L41 108V105H39V103H38V101H37V103L38 104H36L35 102H36V100L38 99L39 100V98L40 97H42L43 96V94H44V90L45 89H43V91L44 92H42V96H39V98H36V100L35 99H32L31 101H27L26 102V99L28 100V97L30 96V99H31V97L33 96H35L36 95V93H39V92H37L38 90H42V89H40L41 87H46L47 86V84L49 85V82H50ZM96 80V79H95ZM160 80V79H159ZM166 80L167 79H165V82H166ZM172 80V79H171ZM189 82V83H187V81ZM83 81H85V80H83ZM121 81L122 80H120V84H121ZM168 81V80H167ZM174 81H171L172 82V84L174 83ZM214 81H215V83H214ZM219 81V82H220ZM91 82H92V80H91ZM158 82V81H157ZM162 82H164V81H162ZM162 82H159V83H161L162 84ZM170 82V81H169ZM176 82V81H175ZM178 82H179V84H178ZM226 82V81H225ZM85 83H87L88 85H91V87L90 86H88L87 87V84H86V87H85ZM109 83H107V85H104L105 87H108L109 89H111L112 87H109ZM116 83V84H117ZM167 83V82H166ZM166 83H165V85H166ZM59 84V85H60ZM100 84V83H99ZM106 84V83H105ZM111 84H113L112 86H114V85H116L115 84V82H113V83H110V85ZM127 84V83H126ZM151 84V83H150ZM161 84H159L160 86H161ZM169 84V83H168ZM167 84V85H168ZM171 84V83H170ZM169 84V87L171 86ZM212 84H215V85H212ZM51 85H52V82H51ZM101 85V84H100ZM100 85H99V87H100ZM144 85H146V83L144 84ZM147 85H149V84H147ZM158 85V86H159ZM163 85H164V83H163ZM163 85L161 86V87H163ZM165 86V88H161V89H158V91L157 92H159V91H161V90H167L169 87L168 86ZM53 86V85H52ZM51 86V87H52ZM62 86V85H61ZM124 86V84L122 85V87ZM223 86H224V84H223ZM222 86V87H223ZM56 87V86H55ZM105 87H104V89H105ZM129 87V86H128ZM143 87V86H142ZM154 87V86H153ZM169 88V91L171 92H173L174 93V95H176L175 94V92H174V89H176V88ZM189 87H190V89H189ZM226 87V86H225ZM48 88V87H47ZM49 88H50V86H49ZM48 88V89H49ZM53 89H54V86L52 87ZM103 87H101L100 89H102ZM108 88H107V91H108ZM116 89H114V87L112 88V90L114 91V90H117V86L115 87ZM147 88H149V87H147ZM158 88V87H157ZM65 89V88H64ZM63 89V90H64ZM100 89H98V90H100ZM104 89H102V91H98L99 92V94H98V96L99 95H102L101 93L102 92H104V94H106V93H108L107 91H106V93H105V90ZM119 89V88H118ZM130 89V88H129ZM145 89V88H144ZM150 89H153V88H151L150 87ZM156 89V88H155ZM120 90V89H119ZM125 90V89H124ZM146 90V89H145ZM157 90V89H156ZM155 90V91H156ZM23 91L25 92H27V95H28V92H29V94H31V95H29L28 97H26V98H24V100H23V96H25L24 94H23ZM47 91L48 90H46V92H45V94H46V96L48 97V96H51V95H49V92L47 93ZM57 91V90H56ZM111 91V90H110ZM154 91V90H153ZM164 91V92H165ZM168 91V92H169ZM179 91V92H180ZM54 92V94H52V91H50V93L52 94V96H55V97H58V96H56L55 94H57V92L55 93V91H53ZM115 92V91H114ZM146 92H147V90H146ZM162 92V91H161ZM167 92V91H166ZM165 92V93H166ZM176 92H178V89H177V91ZM178 92V93H179ZM61 93V92H60ZM150 93V92H149ZM153 93V92H152ZM160 93V92H159ZM164 93V94H165ZM173 93H167V96L169 97L168 99H166V97L167 96H164L165 98H163V99H166V101L167 100H170V96L173 94ZM39 94H41V92L39 93ZM44 94V95H45ZM48 94V95H47ZM113 94H115V93H113ZM119 94H120V92H119ZM155 94V93H154ZM160 94H162V96L164 95L163 93H160ZM160 94H158V95H160ZM106 95H109V93L108 94H106ZM106 95L105 96H102V97H104V98H106ZM117 95V94H116ZM134 95V94H133ZM150 95V94H149ZM148 95V96H149ZM156 95V94H155ZM166 95V94H165ZM172 96V97H174V99H178V96H177V98H176V96ZM179 95V94H178ZM38 95H36V97H37ZM111 96V92H110V95L109 96H107L108 98ZM113 96V95H112ZM111 96V97H112ZM145 96V95H144ZM46 97V98H47ZM63 97V96H62ZM101 97V98H102ZM111 97L109 98V99H111ZM120 97V96H119ZM132 97V96H131ZM145 97H147V96H145ZM43 98H45V96H43ZM48 98H50V97H48ZM133 98V97H132ZM162 98V97H161ZM221 98V100H219ZM108 99V100H109ZM112 99H114V97L112 98ZM111 99V100H112ZM115 99H117V98H115ZM155 99V98H154ZM173 99V100H174ZM33 100H35V102L33 101ZM41 99H40V101L39 102H41L42 101ZM105 100V99H104ZM134 100H135V98H134ZM148 100V99H147ZM152 101H154V100H152ZM165 101V100H164ZM62 103V107H57V104L56 103ZM97 102V103H96ZM108 102V101H107ZM169 102H171V100L169 101ZM176 102H177V100H175L173 103H170L171 105H170V108L172 107V105L173 106H175L174 104H176ZM227 102V101H226ZM47 103V104H46ZM85 103V104H84ZM96 104V105H94V106H92L93 104ZM130 103V102H129ZM133 103V102H132ZM132 103H131V105H132ZM150 103H152V102H150ZM149 103V104H150ZM225 103V102H224ZM104 104H103V106H104ZM136 104V103H135ZM143 104V103H142ZM154 104V103H153ZM40 107H39V106ZM44 105H42V106H44ZM83 105V106H82ZM86 105V107L84 108V106ZM141 105V104H140ZM151 105V104H150ZM109 106V105H108ZM107 106V107H108ZM110 106H111V104H110ZM109 106V107H110ZM138 106V105H137ZM201 106V105H200ZM32 107V108H31ZM35 109H34V108ZM91 107H92V110H89V108L91 109ZM95 107V108H94ZM99 107V106H98ZM102 107V106H101ZM100 107V111H101V108ZM105 107H106V105H105ZM105 107H103V108H105ZM120 107V106H119ZM143 107V106H142ZM148 107H151V106H148ZM154 107V106H153ZM41 108V109H42ZM112 108V107H111ZM116 107H113V109H115ZM144 108V107H143ZM32 110V109H34V110H32V111H29V110ZM40 109V110H41ZM49 109V108H48ZM89 111H92V114H93V118H91V119H89L90 118V116L88 115V110ZM129 109V108H128ZM128 109H127V111H128ZM136 109V108H135ZM151 109V108H150ZM226 109V108H225ZM37 110V111H36ZM103 110V109H102ZM106 110V109H105ZM110 110V109H109ZM120 110V109H119ZM125 110V109H124ZM162 110V109H161ZM117 111V110H116ZM126 111V112H127ZM132 111V110H131ZM165 111H168V110H165ZM183 111V110H182ZM20 112V113H19ZM81 112H79V113H81ZM164 112V111H163ZM191 112H193V113H191ZM196 112V111H195ZM21 114V120L19 121V116H17V114ZM90 113V112H89ZM175 113V112H174ZM174 113H172V114H174ZM39 114V115H40ZM62 114V115H61ZM70 114H71V112H70ZM70 114H67V115H70ZM82 114V113H81ZM105 114H106V112H105ZM124 114H127V113H124ZM188 114H186V115H184V116H187ZM73 115V114H72ZM74 115H76V114H74ZM78 115V114H77ZM97 115V114H96ZM99 115V114H98ZM104 115V114H103ZM112 114H110V116H111ZM119 115H120V113H119ZM128 115V114H127ZM127 115H125V116H127ZM179 115V114H178ZM37 116V115H36ZM43 116V117H42ZM62 116V117H61ZM79 116V115H78ZM78 116H77V118H76V121H78ZM82 116V115H81ZM87 116H89V117H87ZM105 116V115H104ZM113 116V115H112ZM172 116V115H171ZM189 116V115H188ZM15 117V118H14ZM16 117H18L19 119L17 120L16 119ZM29 117H28V120H29ZM106 117V116H105ZM175 117V116H174ZM181 117V116H180ZM180 117H179V120H180ZM13 118H14V120L16 121H18V122H13ZM67 118H68V120L69 121H67ZM123 118V117H122ZM127 118H129L128 116H127ZM170 118V117H169ZM176 118H178L177 116H176ZM184 118V117H183ZM187 119H188V117H186ZM190 118V117H189ZM196 118V117H195ZM73 119V118H72ZM95 119V118H94ZM100 119V118H99ZM112 119V118H111ZM116 119V118H115ZM151 119V118H150ZM149 119V120H150ZM160 119V118H159ZM35 120V119H34ZM33 120V121H34ZM85 120V119H84ZM96 120V119H95ZM119 120V119H118ZM122 120V119H121ZM138 120V119H137ZM141 120V119H140ZM140 120H138V121H140ZM173 120V119H172ZM35 121H37V120H35ZM39 121V120H38ZM38 121H37V123H38ZM44 121H45V119H44ZM103 121V120H102ZM116 121V120H115ZM134 121V120H133ZM133 121H131L132 123H134ZM153 121V120H152ZM163 121L164 120H162V122H161V124L163 123ZM168 121V120H167ZM190 121V120H189ZM49 122V123H50ZM70 122H72V120L70 121ZM72 122V123H73ZM100 122V121H99ZM99 122H96L95 121V124L97 123H99ZM108 122V121H107ZM126 122V121H125ZM149 122V121H148ZM159 122V121H158ZM158 122L156 123L157 125H158ZM43 123V122H42ZM52 123V122H51ZM51 123L48 125L49 127H50V129L52 128H54L56 125L58 126V124H55V122L53 123V124H55V126H51ZM57 123V122H56ZM81 123V122H80ZM86 124L88 123V122H85ZM89 123H91L90 121H89ZM88 123V124H89ZM101 124L100 125H103V123H104V121H103V123L102 122H100ZM114 123V122H113ZM112 123V124H113ZM116 123H118L117 121H116ZM129 123V122H128ZM136 123H137V121H136ZM140 123V122H139ZM144 123V122H143ZM146 123H147V121H146ZM153 123V122H152ZM35 124V123H34ZM33 124V125H34ZM86 124H84V125H82V127H86L87 128V126H86ZM148 124V123H147ZM160 124V123H159ZM167 124V123H166ZM166 124H165V126H166ZM32 125V124H31ZM115 125V124H114ZM117 125H119V123L117 124ZM125 125V124H124ZM128 125V124H127ZM130 125V124H129ZM132 125V124H131ZM130 125V127H133V125L131 126ZM142 125V124H141ZM151 125V124H150ZM153 125V124H152ZM163 125H164V123H163ZM168 125H169V123H168ZM175 125V124H174ZM62 126H65V127H63L62 128ZM90 127H91V125H89ZM107 126V125H106ZM120 126V125H119ZM146 126V124H144V127ZM161 126V125H160ZM33 127V126H32ZM35 127V126H34ZM33 127V128H34ZM38 127V126H37ZM44 127H45V125H44ZM96 127V126H95ZM101 127H103V126H101ZM127 127V126H126ZM148 127V126H147ZM164 127V126H163ZM28 128V129H27ZM55 128H57V127H55ZM71 129H73L72 127H70ZM70 128H68V130L70 129ZM92 128V127H91ZM99 128H100V126H99ZM120 128V127H119ZM146 128V127H145ZM35 129H36V127H35ZM40 129V130H41ZM61 129H63V130H61ZM89 129V130H88ZM87 129V131H92L93 129H90V128H88ZM101 129V128H100ZM108 129V128H107ZM96 130V129H95ZM95 130H93V132L95 131ZM97 130H99V129H97ZM55 131V130H54ZM70 131V132H71ZM78 134H77V133ZM81 133V135H79L80 133ZM96 132V131H95ZM91 133V132H90ZM99 133V132H98ZM6 134V135H5ZM65 135H66V132L64 133ZM63 134V135H64ZM75 134H77V135H75ZM94 134V135H93ZM93 134H91L92 135V137L93 138H95L96 136H95V133H93ZM104 134V133H103ZM67 135H69V133L67 132ZM88 135H90V134H88ZM90 135V136H91ZM89 136V137H90ZM103 136V135H102ZM129 136V135H128ZM75 137L73 138L74 140H75ZM79 137H76V139L77 138H79ZM88 137V142H90L91 140L90 139H93V138H89ZM131 137V136H130ZM216 137V136H215ZM97 138V137H96ZM104 138V137H103ZM49 139V140H48ZM83 139V138H82ZM78 140L79 141H81L80 139H77L76 141H74V143L75 142H78ZM90 140V141H89ZM94 140V139H93ZM91 141L92 143L94 142V141ZM211 140H213V139H211ZM221 140V139H220ZM225 140H227V139H224V140H222V142H224ZM48 141V142H47ZM57 141V142H58ZM66 141V140H65ZM84 141V140H83ZM215 142H216V139L214 140ZM82 142V141H81ZM221 142V141H220ZM226 142V141H225ZM82 143H84V142H82ZM95 143H96V141H95ZM65 144H67L68 145V143H66L65 142ZM79 145L81 144L80 142L78 143ZM87 144V143H86ZM90 144V143H89ZM102 144V143H101ZM104 144V143H103ZM211 144H212V142H211ZM210 144V145H211ZM215 144V143H214ZM216 144H217V142H216ZM218 144H219V140H218ZM57 145H56V147H57ZM72 145V144H71ZM83 145V144H82ZM84 145H85V143H84ZM83 145V146H84ZM88 145V144H87ZM91 145V144H90ZM69 146H70V144H69ZM68 146V147H69ZM100 146V145H99ZM103 146V145H102ZM102 146H101V149L100 150H104V148H102ZM50 148H51V146H49ZM62 147V148H63ZM75 147V146H74ZM88 147V146H87ZM104 147V146H103ZM106 147H108V146H106ZM106 147H105V149H106ZM33 148H41V149H43L42 151H44V152H42V151H39V153L40 152H42V153H40V154H38L37 152H34V151H32V149ZM52 148V151L54 150L55 152L57 151V149L55 150V149H53ZM90 148V147H89ZM89 148H87V149H89ZM98 148V147H97ZM210 148H213L212 146L210 147ZM66 149V150H65ZM74 149V148H73ZM72 149V150H73ZM86 149V150H87ZM91 149V148H90ZM99 149V148H98ZM1 150V151H2ZM29 150H31L30 151V153H29ZM37 150V149H36ZM35 150V151H36ZM40 150V149H39ZM72 150H70V153H72L73 151ZM94 150V149H93ZM99 150V153H101L102 151H100ZM210 150V149H209ZM213 151H211V153L212 154H216L215 152H214V150H216V149H212ZM264 150V149H263ZM63 151V152H64ZM72 151V152H71ZM84 151V150H83ZM165 151V150H164ZM163 151V152H164ZM169 151V150H168ZM90 152V151H89ZM171 152V151H170ZM216 152H217V150H216ZM3 153V152H2ZM49 154H52V153H50V152H48ZM57 153V152H56ZM60 153V154H59ZM98 153V152H97ZM127 153V152H126ZM157 153V152H156ZM210 153V155H208L207 156V161H203L204 159L206 160V158H204V159H202V161L205 163V164H202L201 165V168H199L198 166H200V165H198V163H197V165H195V166H192V167H194L195 168V170L196 171H192L191 173H192V176H193V181H194V187H201L202 188V190H216L217 191V189H221V190H239V189H241V188H245L246 187V185H247V183H248V180H246V178H248V179H251L250 178V176H252L253 175V173H251L250 174V172L248 171V169L250 168H243V166H241V160H240V158L239 157H232V156H224L223 154L222 155H217V156H214V155H212ZM218 153V152H217ZM235 153V152H234ZM64 154V155H65ZM75 154V153H74ZM122 154V153H121ZM125 154V153H124ZM134 154V153H133ZM163 154V153H162ZM165 154V153H164ZM172 154V153H171ZM174 154V153H173ZM172 154V155H173ZM178 154V153H177ZM180 154V153H179ZM11 155V154H10ZM77 155V154H76ZM83 154H81V156H82ZM99 155H101L102 156V154H98V157L97 156H95L96 158H97V160H101V159H99ZM130 155V154H129ZM153 155V154H152ZM188 155H189V153H188ZM191 155V154H190ZM235 155V154H234ZM2 156V155H1ZM0 156V157H1ZM92 156V155H91ZM100 156V157H101ZM127 156V155H126ZM14 157V158H15ZM23 157V156H22ZM106 157H107V154H106ZM114 157L116 158V156H115V154H114ZM156 157H157V155H156ZM158 157H159V155H158ZM162 157V156H161ZM1 158H3V157H1ZM53 158V160H52V162H51V159ZM56 158V159H57ZM62 158H64V160H62ZM74 158V157H73ZM91 158V157H90ZM96 158H94V159H96ZM102 158V157H101ZM174 158V157H173ZM180 158V157H179ZM11 159H12V157H11ZM20 159L18 160V158H17V161L16 162H12L13 164H15V163H18L19 161H20ZM57 159V160H58ZM80 159V158H79ZM85 159H86V157H85ZM107 159V158H106ZM130 159H132V158H130ZM134 159V158H133ZM153 159H155V157L153 158ZM188 159V158H187ZM195 159V158H194ZM197 159V158H196ZM242 159V158H241ZM56 160V161H57ZM110 159H108V161H109ZM112 160H113V158H112ZM143 160V159H142ZM169 160V159H168ZM167 160V161H168ZM182 160H186V158L185 159H182ZM30 161H31V159H30ZM49 161V162H48ZM55 161V162H56ZM59 161V160H58ZM94 160H92L91 162H93ZM103 160H101V162H102ZM107 161V162H108ZM114 161H116V159L114 160ZM157 161V160H156ZM173 161V160H172ZM176 161V160H175ZM174 161V162H175ZM193 161V160H192ZM21 162V161H20ZM20 162L18 163V164H20ZM27 162V161H26ZM28 162H29V160H28ZM27 162V163H28ZM43 162H48L47 164H43ZM69 164L68 166H66V164L67 163ZM83 162V161H82ZM85 162V161H84ZM95 162V161H94ZM94 162L92 163V164H94ZM117 162L118 161H116V163L115 164H117ZM121 162V161H120ZM197 162V161H196ZM38 163V164H39ZM99 163V162H98ZM111 163V162H110ZM114 163V162H113ZM1 164H3V163H1ZM6 164V163H5ZM12 164V165H13ZM29 164H34L33 162H30ZM28 164V165H29ZM74 164V165H73ZM85 164H86V162H85ZM108 164H109V162H108ZM154 164V163H153ZM170 164V163H169ZM174 164V163H173ZM192 164V163H191ZM196 164V163H195ZM11 165V163H10V166H12ZM35 165V164H34ZM32 166V165H30V166H27L28 168H29V170H30V172H32L33 170L36 172V170L35 169H30L31 168V166H32V168H34V167H36V166ZM91 165V164H90ZM128 165L129 166H131L130 164H126L125 166H127L128 167ZM134 165L135 164H133V169L135 170L136 168L134 167ZM139 165V164H138ZM10 166H8V168L10 167ZM19 166V165H18ZM44 166H42V168H45ZM46 166V167H47ZM54 166V165H53ZM53 166H51V171H55L57 168H55V170H54V168H53ZM81 166V165H80ZM95 166V165H94ZM94 166H93V168H94ZM111 166V165H110ZM109 166V167H110ZM136 166V165H135ZM196 166H197V168H199L198 170H197V168H196ZM14 167V165L12 166V167H10V168H13ZM20 167H21V165H20ZM24 167V166H23ZM24 168V169H28V168ZM58 167V168H59ZM90 167V166H89ZM98 167H99V165H98ZM103 167V166H102ZM120 167V166H119ZM124 170H127L128 168H130L129 170H131V171H128V173L130 172V175L131 174H134L135 175V173L133 172V173H131L132 172V167H124V166H121ZM142 167V166H141ZM176 170L178 169L177 168V164H176ZM181 168H179V169H182V166H180ZM188 167H189V165H188ZM192 167H191V169H192ZM5 169V171H7L8 170V168H6V166L4 167ZM17 168V167H16ZM41 168V167H40ZM41 168V169H42ZM48 168H50V166L48 167ZM59 168V169H60ZM72 168V169H73ZM79 168V167H78ZM85 168V167H84ZM83 167L81 168L82 170L81 171H83V170H85V171H83L81 174L78 172V170L77 171H75L76 172V174L77 173H79L80 175L79 176H81L82 174H85V175H83V176H87V177H85L86 179L87 178H90V177H88V175H90L91 174V177H92V184H93V181H94V178H95V175L94 174H96L97 172V170L98 169H94L95 170V172L93 173H91V172H89V170H91L90 168H89V170H88V172H87V169H88V167H87V169H84ZM97 168V167H96ZM100 168H101V163H100ZM112 168H114V167H112ZM110 169L111 171H113V173L115 174V172H117L116 170H118V169H122V168H117L116 167V169L114 168V169ZM150 168V171H151V173H152V167H149ZM193 168V169H194ZM7 169V170H6ZM14 169V168H13ZM19 169H21V168H19ZM47 169V168H46ZM44 169V172L47 174V170H49V169ZM58 169V170H59ZM148 169V168H147ZM174 169V168H173ZM190 169V168H189ZM28 170V171H29ZM43 170V169H42ZM41 170V171H42ZM70 170V171H69ZM107 170V169H106ZM110 170H109V172H110ZM123 170V171H124ZM133 170V171H134ZM169 170H171V169H169ZM1 172V173H5V175H6V172ZM9 171V170H8ZM7 171V174L8 175H10V171L8 172ZM17 171V170H16ZM33 171V172H34ZM37 171H38V169H37ZM60 172L62 171H64V173L66 172V171H68V172H71V166H70V168L68 169V170H65L64 168L63 169H61V170H59ZM74 171H72V173H74ZM92 171V170H91ZM101 170H99V172L97 173V178H95L96 180L94 181V183L96 184H94L93 186L92 185H90L91 183V181L88 179V181H89V185H87V180H85L84 182H83V176H81V177H77V175L76 174H74L75 175V177H77L78 178V180H79V178H82L83 180L82 181H80V182H82L83 184L81 185L83 188L82 189H79V191H78V189H77V186H76V184H74L73 182L75 181V179H73L74 181H72L71 180V178H70V180L72 181V183H71V186L73 187V185L74 186H76L75 188L77 189V191H76V193H74L75 195L74 196H77L78 195V193L80 192V190L82 191V190H90L92 187H95L94 189H96V188H99V186H101L100 188L102 189V190H105V193H106V189H104V187H106L107 189H108V187L109 188H115V190L117 189L116 188V186L114 185V183H112V186H111V184L109 185V184H107L106 182H108L109 180H110V182H108V183H111L112 181H111V177H110V179L109 180H103V178H101V176L103 175V176H105V179H108L109 178V176H115V175H112L111 174V172H110V175H109V172H108V170L107 171H101V172H103V174L100 172ZM121 171V170H120ZM122 171V172H123ZM145 171V170H144ZM162 171V170H161ZM178 171H180V170H178ZM253 171V170H252ZM13 172V170L11 171V173ZM40 172V171H39ZM50 172V171H49ZM48 172V173H49ZM55 172H58L57 170L55 171ZM55 172H53V173H55ZM85 172H87V173H85ZM126 172V171H125ZM165 172H167L166 170H165ZM164 172V173H165ZM24 173H25V171H24ZM27 173V172H26ZM26 173H25V175H26ZM38 173V172H37ZM44 173V174H45ZM71 173V174H72ZM104 173H106L108 176L106 177V174H104ZM118 173H121V172H119V170H118ZM118 173H116V175H118ZM124 173V172H123ZM150 173V179H155V180H158L159 181V183H158V186L159 187H161V188H164V186L166 185L165 183H164V181H165V179H166V177L168 176L166 173V175H164V173H163V171L161 172V173H156V172H153L154 173V175H152ZM167 173H169V172H167ZM181 174V171L180 172H178L177 174ZM183 173V172H182ZM23 174V173H22ZM22 174H20V176L22 175ZM30 174V173H29ZM32 174H34V175H36V176H38V174H35V173H31V175ZM43 173L42 174H40L41 175V178H42V176L44 175ZM50 174H52L51 172H50ZM57 174V173H56ZM70 174V176L72 177V178H74L73 176V174L71 175ZM100 176H99V175ZM102 174V175H101ZM126 174H127V172H126ZM126 174H119V179L123 176V175H126ZM4 175V174H3ZM15 175V174H14ZM24 175V174H23ZM24 175V176H25ZM39 175V176H40ZM49 175V174H48ZM54 175V174H53ZM57 175H59V177H56ZM57 175H55V176H53V177H56L57 178V180H50V181H48L47 183H46V186L47 187H49L50 189L51 188H56V190H57V188L58 187H63V185L65 186V187H71L70 186V184H68V183H65V181H63V180H65V178L68 176L67 174H64V175H60V173H58ZM128 175V174H127ZM130 175L129 176H127V177H130ZM172 175V174H171ZM0 176H2V174L0 175ZM15 176H17V175H15ZM15 176H10V178L12 179V177L14 178ZM30 176V175H29ZM29 176H25V177H28V179H29V184H31L32 183V181H31V179L33 178V180H34V185H35V179H34V177H33V175H32V178L30 179L29 178ZM49 176H51V175H49ZM49 176L48 177H46V175H44L43 177H44V179H45V177H46V179L48 178L49 179ZM70 176H68L67 178H69ZM121 176V177H120ZM132 176V175H131ZM141 176V175H140ZM145 176V175H144ZM178 177H182V176H184V173H183V175L182 176H179V175H177ZM205 176H207L206 177V179H203L202 181H201V179H199L200 181H198V178L199 177H205ZM209 176V177H208ZM53 177H51L50 179H53ZM64 177V178H63ZM117 177V176H116ZM134 177V176H133ZM133 177H131L130 179H126V176L125 177H122V179H124V180H126V181H128V183L126 184V188L128 189V193L129 194H134V193H138V192H141L140 190H143L144 191V189H151L152 187L151 186H153L152 184L151 185H149L148 184V182H150L151 180L150 179H148V182L146 183V184H148V185H145V182H143V183H139V180H138V178L135 176V178H137V180H138V182H136L135 180H133ZM211 177V178H210ZM3 179H4V176L2 177ZM21 178H22V176H21ZM113 178H115V177H113ZM183 178V177H182ZM17 179V178H16ZM116 179V178H115ZM27 179H25L24 180V184H26L25 183V181H26ZM38 180H41L40 179V177L38 178ZM38 180H37V182H38ZM66 180H68V179H66ZM78 180L76 179V181L75 182H77L78 184H79V182H78ZM112 180H114V179H112ZM146 180V179H145ZM180 180V179H179ZM2 181V180H1ZM1 181H0V183H1ZM6 181H8V183H9V178H8V180H6ZM6 181H5V183H6ZM20 181H23L22 179L20 180ZM87 181V182H86ZM116 181V180H115ZM114 181V182H115ZM118 181V180H117ZM141 181V180H140ZM183 181H184V179H183ZM187 181V180H186ZM18 182V181H17ZM40 182H42V181H40ZM66 182H68V181H66ZM97 182V183H96ZM121 182V181H120ZM11 183V182H10ZM9 183V185H10V187L12 186L11 184ZM22 183V182H21ZM44 183V182H43ZM86 183V184H85ZM138 183H139V186H138ZM1 184H3V182L1 183ZM0 184V186H3L4 187V184L3 185H1ZM7 184V183H6ZM5 184V185H6ZM12 184H13V182H12ZM18 185H19V182L17 183ZM38 184H39V182H38ZM41 184V183H40ZM68 184V185H67ZM81 184V183H80ZM80 184H79V186L78 187H81L80 186ZM99 184V185H98ZM119 184V183H118ZM117 184V185H118ZM124 184H125V182H124ZM143 184L145 185V186H143ZM14 185V184H13ZM20 185H22V184H20ZM83 185H85V186H83ZM115 187H114V186ZM122 185V184H121ZM15 187H16V190H14L13 189V191H15V193L17 192V191H20L21 192V194H20V197H21V195L22 194H26V191H23L22 192V190H26L27 188L25 187V189H22L23 188V186L20 188L19 186H16V185H14ZM37 186V185H36ZM35 186V187H36ZM89 186H91V187H89ZM149 186H150V188H149ZM2 187V188H3ZM32 187H34L33 186V184H32V186H31V188H30V186H29V188L30 189H32ZM42 187H45V186H41V188ZM88 189H87V188ZM117 187H119V185L117 186ZM124 187V188H125ZM166 187V186H165ZM1 188V189H2ZM7 188V187H6ZM38 188V187H37ZM36 188V189H37ZM90 188V189H89ZM100 188H99V190H100ZM122 188H123V185H122ZM140 188V189H139ZM0 189V190H1ZM11 189V188H10ZM9 189V191H11L12 192V189L10 190ZM47 189V188H46ZM61 189L62 188H59V190L58 191H56L55 189V191L57 192V193H60V191H61ZM66 191L68 190V188H64ZM64 189H62L64 192H66ZM76 189H74V190H76ZM29 190V189H28ZM33 190V189H32ZM32 190H29V192L31 191L32 192ZM34 190H35V188H34ZM33 190V191H34ZM73 191L74 192V190L72 189V188H69V191ZM92 190H93V188H92ZM109 190V192H110V190L111 189H108ZM113 190V189H112ZM112 190H111V194H112ZM118 190V189H117ZM116 190V191H117ZM121 190V188L119 189V191ZM124 190V189H123ZM38 191H39V189H38ZM54 191V192H55ZM62 191V195H63V192ZM116 191H115V193H116ZM119 191H117V193H119ZM125 191V190H124ZM146 191V190H145ZM28 192V193H29ZM40 192V191H39ZM39 192H36V194H35V192H33L35 195H38V193ZM47 192V191H46ZM50 192H51V190H50ZM54 192H53V194H54ZM55 192V193H56ZM94 192H96V190H93V193ZM97 192H101V191H98V189H97ZM96 192V193H97ZM102 192H104V191H102ZM108 192V191H107ZM5 193L7 194V193H9V192H6L5 191ZM14 193V192H13ZM27 193V194H28ZM45 195H47L45 192H43ZM71 194H72V192H70ZM113 193H114V190H113ZM121 193H123L122 191H121ZM16 194H19V192L18 193H16ZM30 194V193H29ZM40 194V193H39ZM51 194H52V192H51ZM51 194H49V195H51ZM52 194V195H53ZM61 194V193H60ZM65 194H68V192L67 193H64V195H63V198L65 197ZM70 194V195H71ZM100 194V193H99ZM124 194V193H123ZM1 195H3V194H0V198L2 199V197H1ZM8 195V194H7ZM7 195H4V198L3 199H5V196H7ZM9 195H11V193L9 194ZM8 195V196H9ZM41 195V194H40ZM51 195V196H52ZM55 195V194H54ZM53 195V196H54ZM58 194H56V197H60V195H58ZM225 195V194H224ZM7 196V197H8ZM19 196V195H18ZM23 196V195H22ZM25 196H27V195H24L23 196V198L25 199ZM33 196V194L31 195L30 194V197H32ZM67 196V195H66ZM72 197V195L70 196V197H65V199L67 198V199H69V198H73V201L72 200H70V203H67V206H68V204H71V206H73V202L74 201H76V197ZM9 197H13V198H9ZM8 198H6V201L5 202H7L8 203V205L2 200V209H4V203H5V205H7V207L9 206V208L10 207H12L13 205L14 206H17L18 207V209H19V207L21 208V207H25V209L28 211V208H29V206H32L33 205V207H34V205H35V210H39L41 213H42V208H40L39 209V205L41 206V207H43L45 204V202H47V201H45V200H40L39 198L41 197L42 198V196H40L39 197V195L37 196V197H35V201H34V199H33V197L31 198V199H33V200H31L30 199V197H29V201L28 200H23V198L21 197V199L23 200V202H21L20 201V198L19 197H17L18 199H19V201L18 200H16L17 198L15 197V195L13 196H9ZM47 197H48V195H47ZM86 197V196H85ZM88 197V196H87ZM86 197V198H87ZM110 197V196H109ZM28 198V196L26 197V199ZM38 198V200H36ZM49 198H51L50 196H49ZM53 198V197H52ZM55 198V197H54ZM53 198V199H54ZM62 198V196L59 198V199H61ZM90 198H92V197H90ZM104 198V197H103ZM59 199H57V200H54V202H51V200H49V202H51V203H56ZM66 199V200H67ZM75 199V200H74ZM89 199V198H88ZM87 199V200H88ZM102 199V198H101ZM101 199H99L98 201H97V203H99V205H100V203L101 202H99V201H101ZM105 200L107 199V200H109L110 201V198H104ZM111 199H113V198H111ZM46 200H48V198L46 199ZM65 200V201H66ZM115 200V199H114ZM62 201V200H61ZM113 200H111V202H112ZM115 201H118V200H115ZM4 202V203H3ZM34 202L36 203V204H34ZM48 202V204H50V205H48L49 206V209L52 207L51 205V203H49ZM64 202V200L62 201V202H60V203H63ZM103 202L104 203H106L104 200H103ZM1 203V202H0ZM59 202L57 203V204H59V206H62L63 204H60ZM47 204V203H46ZM56 204V207L58 206ZM75 204L76 203H74V206H75ZM102 204V203H101ZM117 204L119 205V202H117ZM55 204H53V206H54ZM105 205H108V203L107 204H105ZM110 205L111 206H113L112 205V203H110ZM115 206L114 207H117L116 206V202H115V204H114ZM124 205V204H123ZM12 207L13 209H16L15 207ZM48 206H47V208L46 209H48ZM58 206V207H59ZM64 206H66V204H64ZM73 206V207H74ZM101 206H104V204H102ZM109 206V205H108ZM6 207V206H5ZM28 207V208H27ZM33 207H31V208H33ZM36 207H38V209H36ZM45 207V206H44ZM55 207V206H54ZM55 207V208H56ZM8 208V209H9ZM30 208V213H31V215L32 216H34L35 217V215H33V213H32V211H35V210H33V209H31ZM100 208V207H99ZM104 208H105V206H104ZM126 208V207H125ZM22 209V208H21ZM25 209H23V211L22 210H17V211H19L20 213H25L24 215H25V217H26V215L28 214V212H25ZM45 208H43V210H44ZM52 209V208H51ZM117 209V208H116ZM6 210H7V208H6ZM6 210H4V212L6 211ZM11 210V209H10ZM10 210H8L6 213H9L10 212ZM70 210V209H69ZM2 210L0 209V215L2 214V217L4 216V213H2L1 212ZM13 211V210H12ZM10 212L9 214H13L14 212H17L16 210L15 211H13V212ZM49 211V210H48ZM107 211V210H106ZM116 211V210H115ZM38 212V211H37ZM40 212H38V213H40ZM5 213V214H6ZM19 213V214H20ZM27 213V214H26ZM35 213V212H34ZM61 213V212H60ZM8 214V215H9ZM36 214V213H35ZM42 214H44V213H42ZM42 214H40V216H42ZM22 215V214H21ZM21 215H18L19 217H24L23 215L21 216ZM31 215H30V218H31ZM45 215V214H44ZM12 216V217H11ZM9 215L8 217L10 218H12V220H15V218H16V220L18 221L19 220V218H18V216L17 217H15L14 218V216H16V213H15V215L13 216V215ZM40 216H36L37 218H38V220L40 219ZM48 216H49V214H48ZM51 216V215H50ZM1 216H0V226H1V223H3V226H1V227H4V226H7L6 225V223H9L7 220H9L10 221V219H8V217H7V214H6V217H4V218H2ZM24 217V218H25ZM33 217V218H34ZM47 217V216H46ZM45 217V218H46ZM102 217V216H101ZM14 218V219H13ZM28 219H29V214H28V217H27ZM27 218H25L26 220H28ZM52 219H53V217H51ZM50 218V219H51ZM71 218V217H70ZM69 218V219H70ZM35 219V218H34ZM34 219L31 221V223H36V221H34ZM50 219H48V220H50ZM97 219V218H96ZM3 220H5V221H3ZM11 220V221H12ZM15 220V221H16ZM21 220H22V218H21ZM38 220H37V222H38ZM17 221H16V224H17ZM25 221V220H24ZM45 221V220H44ZM53 221V220H52ZM55 221H56V219H55ZM19 222V221H18ZM23 222V220L22 221H20V224ZM27 222H29V220L27 221ZM48 222V221H47ZM46 222V223H47ZM4 223H5V225H4ZM10 223H12V222H10ZM9 223V224H10ZM14 224H10V226L13 228V229H18V228H20L21 229V227H14L15 226V222H13ZM52 223V222H51ZM19 224V223H18ZM41 224V223H40ZM13 225V226H12ZM26 224H24L23 226H25ZM31 225V224H30ZM91 225V224H90ZM10 226H8V228L10 227ZM32 226V225H31ZM25 228V227H24ZM20 229H18V230H20ZM90 229V228H89ZM93 229V228H92ZM22 230V229H21ZM52 230V229H51ZM4 231V230H3ZM2 230H1V232H3ZM13 231H15L16 232V230H13ZM31 231V230H30ZM0 232V233H1ZM6 232H7V230H6ZM7 233H10L11 234V231L9 232H7ZM18 233H20V231L18 232ZM22 233V232H21ZM21 233H20V235H21ZM92 233V232H91ZM4 236H2V237H0V238H6V236H5V234L4 233H2ZM24 234V233H23ZM17 235V234H16ZM9 236V235H8ZM22 236H24V235H21V236H18L17 235V239H18V237L20 238V237H22ZM35 236V235H34ZM12 238V237H11ZM10 238V239H11ZM14 238H15V236H14ZM37 238V237H36ZM57 238V237H56ZM13 239V238H12ZM21 239V238H20ZM4 240V239H3ZM2 240V241H3ZM7 240V239H6ZM19 240V239H18ZM22 240V239H21ZM27 241V240H26ZM40 241V240H39ZM5 242V240L3 241V243ZM3 243H0L1 245L3 244ZM18 243V242H17ZM25 244V243H24ZM25 245H27V244H25ZM4 246V245H3ZM12 246V245H11ZM28 246V245H27ZM25 248H27V247H25ZM22 251V250H21ZM7 252V251H6ZM19 252V251H18Z\"/></svg>","mask_w":264,"mask_h":264},{"label":"clouds","instance_id":"9594fccd","mask_svg":"<svg viewBox=\"0 0 264 264\" xmlns=\"http://www.w3.org/2000/svg\"><path fill=\"white\" fill-rule=\"evenodd\" d=\"M208 102H209V103H215V102H218V98H217V99H214L213 97L210 96V97L208 98Z\"/></svg>","mask_w":264,"mask_h":264}]
</instances>
